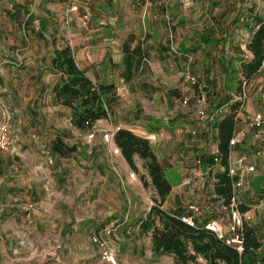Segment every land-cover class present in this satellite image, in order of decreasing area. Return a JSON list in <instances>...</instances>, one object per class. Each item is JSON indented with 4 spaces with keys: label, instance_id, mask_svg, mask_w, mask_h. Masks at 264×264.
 <instances>
[{
    "label": "rangeland",
    "instance_id": "rangeland-1",
    "mask_svg": "<svg viewBox=\"0 0 264 264\" xmlns=\"http://www.w3.org/2000/svg\"><path fill=\"white\" fill-rule=\"evenodd\" d=\"M72 3L77 10L71 11ZM251 3L264 16V0H32L29 15L0 12V124L9 121L12 138H21L17 146L21 153L13 159L17 168L8 167L2 174L6 189L11 190V184L16 189L6 201H0V264H99L101 251L93 238L104 229H113L106 238L118 264H175L171 256L153 254L150 237L139 226L156 197L153 188L142 181H150L143 162L138 159L139 173L133 172L122 155L114 154L113 142L105 135L116 131L112 122L123 124L129 117L139 125L148 117L145 112L155 120L171 122L177 121L173 117L179 112L192 115L198 134V123L213 125L200 112L216 113V122L229 109L216 111L215 102L224 87L221 62L232 49L204 45L194 51L191 36L207 34L211 27L217 28L218 21L231 22L240 7L246 4L245 9ZM249 37L243 29L232 41L242 47L247 60L252 59L246 48ZM185 44L188 54L182 50ZM66 45L94 83L115 85L117 90V97L107 100L111 119L90 130L73 128L70 109L54 102L59 75L46 67H52L55 50ZM136 48L140 53L134 56H140L142 66L129 82L124 57L127 49ZM234 67L238 69L239 63ZM189 75L204 86V102ZM244 78L239 74L241 82ZM41 88L43 93L34 100V92ZM244 103L250 117L264 115L263 74L251 79ZM245 128L244 150L250 152L254 133ZM58 134L65 149H70L66 156L51 151ZM158 139L150 142H155L151 144L163 166H181V159L175 153L170 155L168 142ZM215 149L212 140L210 151ZM194 151L196 157L190 154L189 162L193 161L192 169H200L204 160L198 156L199 149ZM246 157L255 171L245 176L244 186L237 191L239 207L254 202L243 193L250 195L258 168L254 157ZM166 176L172 185L180 181L172 171ZM214 184L211 180L206 184L209 194L204 195L211 196L210 201H169L168 197L165 207L180 203L187 210L196 205L201 211L197 219L211 212L222 219L229 230L227 237L232 238L231 213L227 201L219 203L212 196L216 195ZM260 213L247 212L251 217L247 222L257 229L264 250V206Z\"/></svg>",
    "mask_w": 264,
    "mask_h": 264
},
{
    "label": "trees",
    "instance_id": "trees-1",
    "mask_svg": "<svg viewBox=\"0 0 264 264\" xmlns=\"http://www.w3.org/2000/svg\"><path fill=\"white\" fill-rule=\"evenodd\" d=\"M242 1L244 0H239L241 3ZM247 11L249 12V9ZM243 14L244 12H241L235 16L227 25L218 21L217 28L211 27L207 34H198L195 38L196 44L192 43L193 49L204 45L207 47L222 45L223 49V46L229 45L236 54L235 57L229 56L228 48L226 58L228 61L221 62L225 74L224 87L223 93L216 97L218 100L215 102L216 111L223 107L229 108V113L221 118L216 126L219 141L218 157L225 171L219 175L215 192L227 201V205L230 204L233 196V185L238 181V177L229 176L227 169L231 154L230 141L237 125V111L243 103L234 101L233 95L242 93L239 74L250 82L253 77L260 74L259 69L264 62V16L258 13L246 21ZM242 29L250 34L246 47L253 56L251 60L246 59L241 46L232 43L233 35ZM216 30L221 32V35ZM186 45H183L182 50L188 54L190 51ZM135 50L140 53L139 48ZM141 61L140 58L126 57L127 72L140 68ZM236 62L239 63L238 69L234 67ZM52 67L59 75L54 91V102L71 110V123L74 128L81 131L90 130L98 121L109 118L105 95L111 92L112 86L105 91L103 85L94 83L86 72L78 67L74 52L69 45L55 50ZM113 141L133 172L139 173L137 160L143 162V168L147 171L150 181L148 183L145 178L142 181L144 180V185L149 184L155 192L154 205L146 217L139 221L142 234L150 237L155 256H171L175 264H264L263 241L257 229L248 222L244 225L243 251L239 252L235 245L227 244L226 238L220 239L214 232L206 229L208 223L201 224L195 218V225L191 226L183 221V217L190 215L187 211L184 215L165 209L166 200L172 192V184L150 140L121 128L115 133ZM63 150L64 147L59 143L53 147V151L58 154L66 156L70 153V149H66V154ZM248 204L240 205L242 213L249 210Z\"/></svg>",
    "mask_w": 264,
    "mask_h": 264
},
{
    "label": "crops",
    "instance_id": "crops-1",
    "mask_svg": "<svg viewBox=\"0 0 264 264\" xmlns=\"http://www.w3.org/2000/svg\"><path fill=\"white\" fill-rule=\"evenodd\" d=\"M31 5H32V0H0V12L3 11L4 13H11V14L20 12V13H24V14L27 13L29 15L33 12V7ZM244 6H246V4L238 9V11L235 14L236 16L239 15L241 12H244L243 15H244L245 20L249 21L251 16L259 13L258 8H257L258 6L256 7L253 3H251L249 5V7L245 8V9H243ZM13 8H15V9H13ZM248 9H249V12L248 11L246 12V10H248ZM226 18H227V16H226ZM227 23H224V24L227 25ZM242 30H239V31H242ZM191 38H193L191 40V43H190L191 49L194 51H197V50L199 51L198 48L193 49V46H192L193 42H194V45L196 44V41H197L195 39L196 37L191 36ZM249 39H250V37H249ZM246 46H247V44H246ZM218 47L222 48V45H219ZM223 48H225V46H223ZM133 50H135V49H130V50L127 49L126 53H125V57H124L125 72H126V75L129 79L128 80L129 82L131 81V79L134 76V74L136 73V71H139V69H140V68L134 69L130 72H127V70H126V67H127L126 57L136 58L134 56V54L138 53V52H136L137 50H135L134 52H133ZM175 53H177V52H175ZM230 54H231L230 55L231 57H235V55H236L234 52H231ZM249 54L252 56V54L250 52H249ZM139 55H141V54H139ZM139 58H140V56L137 57L136 59H139ZM252 58H253V56H252ZM222 61L226 62L228 60H226V57H225L224 59H222ZM51 65H52V60H51ZM134 65H135V62H134ZM141 66H142V61L140 63V67ZM46 69L48 71L50 70L51 71L50 73L54 74L53 67L47 66ZM42 70H43V68H42ZM81 70H83V69H81ZM222 73H223L222 76L225 78V74L223 71H222ZM86 74H87V72H86ZM260 75L261 74H258L253 78L258 79L260 77ZM100 85H102V84H100ZM103 86L105 87V91H108V87L112 86L111 92L110 93L108 92V94L105 95L106 103H107V100L109 102V101L113 100L115 97H117V90L114 87L115 85L113 86V85L103 84ZM41 92L43 93V88L39 89V91L37 93L34 92V94H36V96H37V97H35L34 100H36L38 98V95ZM234 96L235 95H233V98H234ZM32 103H33V101H32ZM57 105H59V104H57ZM60 106H62V105H60ZM107 106H108V104H107ZM136 106H138V105H136ZM62 107H64V106H62ZM64 108H67V107H64ZM175 108L176 107L174 104L173 109L176 110ZM224 108L225 107H223L221 109H224ZM67 109H69V108H67ZM108 109H109V106H108ZM248 112H249L248 109L244 110V113L242 114V117H241L242 121L240 122V124L236 125L235 133L241 132V131L247 132L245 127H250V129L253 130L254 136L252 137V146L249 149L250 152L245 151L246 149L244 150V148H246V140L244 139L245 141L238 144L231 151V158L237 160V159H240L241 157H244V155H245V157L247 155H249V157L252 156L255 158V161H253L254 162L253 164L257 165L258 173L252 177L251 187H249V191H248V192H250L249 193L250 195L247 196L248 193H246V192H244L243 194L245 195L244 198L250 199V201H254L253 203L250 202L248 204V209H249L247 211L248 214H251L254 216L258 213L260 216L261 215L260 209L264 206V140L259 141L260 138L257 139L255 137V135L258 131L254 128H251V125H250L251 119L254 116L250 117ZM228 113H229V109H227L224 112L222 111V116H220L216 120V122L213 121L214 122L213 125L201 124V123L199 124L198 123V125H199L198 128H200V129H199V134H197V135L199 136V138H198V136H197V138H194L193 135L191 134V131L192 132L198 131L197 129H195L196 125L192 122V121H194L193 116L189 115L187 113H184V112H181V113L179 112L173 117L174 120H177L176 122L168 121L165 118L163 119V121L155 120L156 119L155 117H149L148 114H150V112H145L144 116H148V117H146L143 121L138 122L139 125H135V120H132V118L129 117V120L123 124H118V123L112 122V127H116V129L117 128L118 129L123 128V129L130 130L133 133H135L136 135H138L142 138L148 139V140H151V138H153L155 141H157V138H159L158 140L164 139L163 143H165V141L168 142L169 150H171L170 155H172V153H175L176 155H174V156H177L179 159H181L180 163L182 164L181 166H178L176 168L175 167L171 168L168 165L166 166V168L164 167L166 175L168 174V172L172 171L177 176H179V180H180L177 183V185H172V192L169 195V197H170L169 201H200V200L206 201L207 199L210 201L211 200L210 198H212V197L204 195V193L209 194L207 191H205L206 184L209 180L214 181L215 182L214 191H215V186L219 183V175L223 171H225L224 170L225 168L222 166V164L215 165L213 170L211 172H208L206 166L208 164L212 163L213 158L219 156V149H218L219 141L217 139L218 131H217L216 126L218 124V121L221 118H223L225 115H227ZM109 119H111L110 109H109V118L105 119V120L98 121L93 127L98 126V124H100L101 122L107 121ZM159 119H160V117H159ZM237 122H238V120H237ZM244 123H246L247 125L244 126L245 125ZM172 128H174L173 132L171 131ZM171 133H173V135ZM263 137H264V135L261 136V138H263ZM20 139L21 138H19V137L15 138V139L12 138L10 147H12L13 149H11V150L8 149L6 151H3L0 154V201H6L7 196H9L12 193L15 194V189H16L15 185H12V184L10 185L11 190L9 188L6 189V185L3 183L2 174H4L7 171L8 167H10L11 169L17 168V167H13L15 164V163H13V159H15V157H16L15 154L17 155V154H19V152L21 153V150H19L17 148V146H19ZM212 140L215 141V145H216V149L213 152L210 151V142ZM255 140H257V141L255 142ZM57 143H59L60 145H62V147H64L63 153H65V151H67V150L65 149L64 140H63V137L61 136V134L56 135L55 139L53 140L51 151L57 156H63L62 154H58V152L53 151V147ZM151 143H155V142L151 141ZM114 145H115V143L113 141V146ZM161 146H162V144H161ZM194 149H199L198 156L203 157V160H204V165L202 166V168L200 167V169H192L191 164L193 163V161L189 162V160L193 156H194V158L196 157ZM155 153H156V151H155ZM190 154H192L193 156H191ZM211 154H212V156H210ZM156 155H157L159 161L162 164H165L164 161L160 160V157L157 153H156ZM207 156H210V157H207ZM235 156H237V158ZM248 174H250V173H248ZM248 184H250V182H248ZM215 194H216V192H215ZM201 195H204V196L201 197ZM212 196L216 197L215 201H218L219 203H220V201H225L223 198L219 197L217 194L212 195ZM16 197H17V195H16ZM245 201H246V199H245ZM167 202H168V198L166 200V203ZM165 209L168 211H172V212L177 211L180 213H184V215L187 214V212H186L187 210H185V208L183 206H181L180 203H178L177 207H174L171 209H168L165 207ZM221 209H223V208H221ZM197 221H199V223H201V224L217 222L223 228L225 234H228V232H229L228 228L224 225L222 219L214 218V216L211 214V212L209 215L205 216L202 220L197 219Z\"/></svg>",
    "mask_w": 264,
    "mask_h": 264
},
{
    "label": "built area",
    "instance_id": "built-area-1",
    "mask_svg": "<svg viewBox=\"0 0 264 264\" xmlns=\"http://www.w3.org/2000/svg\"><path fill=\"white\" fill-rule=\"evenodd\" d=\"M70 8L73 10H77V5L72 3L70 5ZM259 73L264 75V62L262 63ZM188 80L193 84V85H198V89L202 93V101L204 102L206 100V96H203L204 94V86L200 84V82L195 78L191 77L189 75ZM250 82L247 80H243L242 82V93L240 95H237L238 97L234 98V101H242L243 103L241 104L239 110L237 111V116L236 120L239 118V114L244 110V100L246 97V92L247 88L249 86ZM188 101L185 100L184 104H187ZM200 115L206 119L209 122L215 121L216 113L212 115H206L204 111L200 112ZM251 128L256 129L258 132L256 133L255 137L257 139L261 138V136L264 135V115L261 113L256 114L250 122ZM119 130L118 128L116 131H113L111 134H106L105 138L106 140H110L113 142L114 135ZM95 132L91 135L93 138ZM193 135H197L198 131H193ZM246 138V132L241 131L237 132L234 134L230 141V147L231 151L240 143L244 141ZM11 125L9 121L1 123L0 124V154L3 151H6L9 149L11 145ZM113 152L116 155H121L120 149L114 145L113 146ZM221 164V159L219 157H215L213 162L208 164L207 171L211 172L214 168L215 165H220ZM225 170V169H224ZM255 171V167L250 165L247 161V157H241L240 159H232L231 154L229 158V167L227 169V172L231 178L238 177V181H236L233 185V196L231 198V202L228 205V209L230 210L231 213V219H232V224L230 227V231L232 234L235 236L232 238L227 237L225 234L223 228L217 223V222H211L206 225V229L209 231L214 232L220 239H227V244L229 245H235L237 247V250L239 252L243 251V232H244V225L247 222V220L251 219V217L247 213H242L239 207V198H238V193L237 191L243 187L245 183V175L251 172ZM189 183V182H188ZM187 212L190 213V215L183 217V221L186 222L187 224L194 226V219L196 218V215L200 214V208L197 207L196 205H191L188 209ZM113 232V229H104L100 232H98L94 236V242L99 246V249L101 251V262L99 264H118V259L116 256V253L114 249L112 248L110 242L106 238V236L111 235Z\"/></svg>",
    "mask_w": 264,
    "mask_h": 264
}]
</instances>
